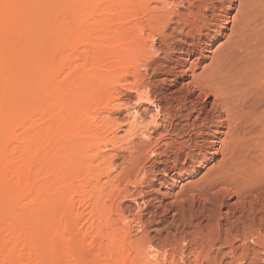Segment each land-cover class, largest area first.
<instances>
[{
  "label": "rangeland",
  "instance_id": "1",
  "mask_svg": "<svg viewBox=\"0 0 264 264\" xmlns=\"http://www.w3.org/2000/svg\"><path fill=\"white\" fill-rule=\"evenodd\" d=\"M0 2V264H264V0ZM151 14L171 20L141 53ZM188 68L226 74L231 134L153 165L132 115L170 104Z\"/></svg>",
  "mask_w": 264,
  "mask_h": 264
},
{
  "label": "bare ground",
  "instance_id": "2",
  "mask_svg": "<svg viewBox=\"0 0 264 264\" xmlns=\"http://www.w3.org/2000/svg\"><path fill=\"white\" fill-rule=\"evenodd\" d=\"M3 4H4L3 2H0V8L3 6ZM160 15H162L163 18H165V20H161L160 18H159L160 20H156L157 15L151 14L150 16H151L152 21L148 20L150 22H147L145 24L136 23V22L133 23L134 24L132 27L133 33H134L133 35H135V36H133L134 37V39H133L134 44L133 45H136L134 47L137 48V46H140V44H142L144 42V40L147 42V38L149 36L147 38L145 36L146 39H144L142 36L140 37V35H142L141 30H145V28H150L151 30L154 31V30H157L160 28V31L158 30L159 33H161L163 30H165L163 28L167 27V24L171 20V18L167 15H163V14H160ZM0 19H1V15H0ZM158 22H161V23L158 24ZM154 32L156 33V31H154ZM140 39L142 41H140ZM144 44H145V42L143 43V46H142L143 49L140 50V48H141V46H140L137 51H139V52L141 51V53L146 52L148 48L147 49L144 48ZM145 46H147V45H145ZM136 53H138V52H136ZM134 60L135 61L132 64V68H131L130 72H131V77L133 78L132 79L133 85H131L132 86L131 89L135 93L136 104L139 105V104H143V103H149L148 101H150L149 100L150 97H148L149 93L147 92V89L145 88L146 85L144 82L145 81L144 79H146L144 76H146L145 74H146V71H148V70H146V68L142 67V69H144V72H142L143 73L142 74L140 72V69H139V66H140L139 64H141L142 61H139L138 58H135ZM143 60H145V59H143ZM185 60H188V58H186ZM198 63L196 62L195 65H197ZM143 65L145 67L149 66L144 61H143L142 66ZM215 67H213V69ZM219 69L220 68H218L217 70H219ZM221 69H220V71H221ZM190 70L191 69L188 68L187 70H182V71L180 70V71H177L175 73L173 72L174 73L173 75H177L179 73H182L180 75L181 78L183 77L184 74H187V72H190V76H192V79H190V81H186L185 83L182 84V87H181L182 89L180 90L179 94L177 93L178 96L175 95L176 97H174L173 100L170 99V101H171L170 104H168L166 101L165 103H167L168 105L164 104V105H166V107H164L163 104L161 105L162 101L159 99L160 104L157 107L158 108L157 113L154 114L155 113L154 112L153 115L151 117H149V119H146L145 117H143L145 115H143L141 117L140 115H142V113H138V111H135V113L132 115V119H131L132 122L129 125L130 126L129 131L131 132L132 136H140V137L142 136L143 137L142 139L144 140L146 148L149 149V152H150V150L152 151V157L151 158L149 157L150 158L149 160L151 161V163H153V165L166 163L165 162L166 160L162 161V160H160V158L168 157L170 153L178 155L179 153H183L185 151V149H189V150L197 149L198 151L204 150L208 146V145L206 146L207 142L205 140L206 136H208V135L212 136V141H211L210 146L217 144L218 143V134H224L226 137V135H229L228 133L232 130L231 126L234 125L233 120H235V119H233V116L235 115V112L238 111V108H240L239 107L240 104L238 103V98H236L238 95L237 96L232 95L233 91H231L232 93L230 92L231 94L229 92H228L229 94H227L226 92L229 90V89L228 90L225 89V87H227V85L224 87H223V85H221V80L224 78V75H226V74L223 73L224 75H221V77L223 76L222 79L218 80L219 76H218V78H216V80L214 78V81H217V83H218V81H220V83H218V85L220 84L219 86H221V87L215 88L216 84L214 85V83L212 81V79H213L212 77L215 75V72L217 70L216 71L214 70L215 72H212V73L208 71L209 72V73L207 72L208 74L211 73L209 76H205L204 74H202V75H204V78L202 77L203 79L201 78L202 79L201 81L198 78L195 80L194 78H196L195 77L196 75L194 76L193 72ZM218 72H217V74H219ZM232 80H234V79H232ZM227 84H229V83H227ZM231 85H232V83H231ZM222 87L224 90L221 89ZM225 90H226V92H225ZM195 92H197L196 97H195L196 103L195 104L193 103L194 105L190 104L192 106H189L188 104L190 103V100H188V98L191 97L192 95H194ZM210 97L213 98L212 102L210 104V107H209V109H205V107H204V102L206 101L205 99L210 98ZM174 103H175V105H174ZM216 117H219L218 121H215L217 119L214 120V118H216ZM140 119H141V122L139 123ZM235 123H238V121ZM213 127H217V128L214 129V131H213L212 130ZM223 127L226 128V131L221 132L222 130H219V128H223ZM230 134H231V132H230ZM230 136L232 137V135H230ZM224 139L225 138H223V141L221 142L222 146L227 144V143L224 144L226 141V139H225V141H224ZM208 143H210V141H208ZM236 143H238V142H236ZM131 144H133V143H131ZM141 144H143V143L141 142ZM227 147H230V146H227ZM135 150H137V148L134 147L133 152ZM135 152L133 153L134 155H135ZM225 156H226V153H225ZM225 156H222V157H225ZM136 157H138V156H136ZM230 160H231V158H230ZM234 168H236V167H234ZM238 170H240V169H238ZM227 172H229V171H227ZM216 173H217V171H216ZM225 174H227V173H225ZM240 174L241 173H239V175ZM218 175H217V177L215 175L214 178L216 177L218 179L220 177V175H219V177H218ZM232 177H234V176H232ZM214 178L211 180L215 181V183H216L217 179L215 180ZM226 178H228V176ZM239 178H240V176H239ZM219 180H220V178L218 179V182H219ZM224 180H225V178H224ZM213 184H214V182H213ZM210 187L213 188L212 185Z\"/></svg>",
  "mask_w": 264,
  "mask_h": 264
}]
</instances>
